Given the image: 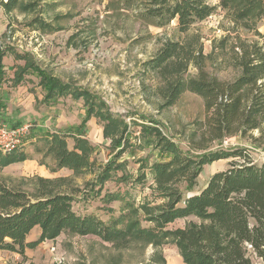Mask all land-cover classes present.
I'll use <instances>...</instances> for the list:
<instances>
[{
  "label": "trees",
  "instance_id": "trees-1",
  "mask_svg": "<svg viewBox=\"0 0 264 264\" xmlns=\"http://www.w3.org/2000/svg\"><path fill=\"white\" fill-rule=\"evenodd\" d=\"M21 1L0 0V5L9 11ZM215 1L150 0L143 14L158 26L175 20L176 30L184 34L178 40L165 41L145 63L159 79L157 92L163 105L173 104L183 92L190 91L202 98L205 113L204 120L197 124V140L193 142L192 138L190 143L191 148L200 151L196 155L180 149L152 120L138 124L146 142L157 150V158L147 169L149 185L159 202L144 200L137 206L125 202L118 216L104 222L91 213L77 214L72 208V196L59 190L55 182L59 180L38 177L32 194L0 180V251L16 253L24 260L26 249L66 232L95 235L116 248L125 247L132 239L152 244L169 239L183 264H251L252 255L264 264V163L256 164L245 147L205 148L226 137L251 136L254 131L258 133L251 136L254 144L264 140V45L258 28L264 17V0ZM217 10L223 12V33L212 40L210 51L205 53L201 34L190 30ZM37 23L40 29H50L42 20ZM5 53L0 47V77ZM15 56L24 60L14 72L15 83L31 73L38 79L43 102L70 96L85 106V114L75 128L78 133H69L74 142L71 149L66 142L67 132L52 131L43 132L45 149L36 151L51 157L56 168L87 171L93 165L92 148L81 129L94 116L103 123V137L120 148L95 173V183L103 184L112 171L124 165L117 158L131 145L128 124L112 116L107 104L96 95L62 82L26 55ZM223 69L233 70V78L219 79L215 72ZM21 148L0 152V167L27 160L29 156ZM218 160H226V168L214 171L194 192L203 165ZM146 164L140 163L135 183L147 180L145 172H141ZM122 177L128 179L127 175ZM115 197L119 198L116 195L112 199ZM139 213L152 225L150 228L140 226L136 217ZM188 217L195 220H186L182 227L167 228L175 220ZM35 227L39 228L38 237L26 241Z\"/></svg>",
  "mask_w": 264,
  "mask_h": 264
},
{
  "label": "rangeland",
  "instance_id": "rangeland-1",
  "mask_svg": "<svg viewBox=\"0 0 264 264\" xmlns=\"http://www.w3.org/2000/svg\"><path fill=\"white\" fill-rule=\"evenodd\" d=\"M149 7L150 0H23L9 11L0 5V46L6 51L7 65L15 53L26 54L62 82L96 95L107 104L112 116L128 124L127 136L131 144L117 158V162L124 163L123 167L112 171L103 184H96L98 168L114 157L120 148L116 142L111 143L109 138L103 137V123L92 116L81 129L92 148V167L81 172L56 168L51 157H43V152L36 151L45 149L41 136L43 132H67L66 142L71 149L74 142L69 133H78L75 128L85 114V106L81 100L66 96L48 107L37 100L42 94L37 78L28 76L29 90L37 102L29 107L22 122L30 124L25 142L32 146L27 148L29 153L26 154L28 159L34 160L0 167L1 181L32 194L38 177L59 180L55 181L59 190L69 192L73 198L72 208L77 214L91 213L104 222L118 216L125 202L135 206L144 200L159 202L149 185L151 180L147 169L157 158V150L146 142L138 124L152 120L180 149L196 155L200 151L191 148L190 143L192 138L193 142L197 140V124L204 120L205 113L202 98L190 91L183 92L173 104L163 105L157 92L159 79L145 63L165 41L178 40L184 34L176 30L175 20L162 26L146 20L143 14ZM38 19L49 24L50 29H40ZM221 20L223 12L217 10L190 30L201 34L205 53L210 51L212 40L223 33ZM258 28L263 33L261 42L264 45V17ZM189 71L194 72L191 68ZM215 74L219 79L230 80L235 72L223 69ZM257 135L256 131L251 133L253 137ZM249 136L226 137L205 148L208 151L245 147L256 164L264 163V140L256 145ZM35 137L36 140L32 141ZM143 161L147 164L141 172H145L147 180L138 184L134 178ZM34 162L44 167L45 173L36 171ZM226 166V160L203 165L193 191L202 188L210 174ZM124 175L128 179H123ZM116 195L119 198L112 199ZM136 217L141 227L152 226L140 213ZM189 219L195 220L193 217L177 219L167 228L182 227ZM38 233L39 228H33L29 238H37ZM25 252L26 259L22 260L18 254L0 251V264H183L169 239L157 244L132 239L125 247L116 248L95 235L76 236L64 232ZM251 264L263 263L252 255Z\"/></svg>",
  "mask_w": 264,
  "mask_h": 264
},
{
  "label": "crops",
  "instance_id": "crops-1",
  "mask_svg": "<svg viewBox=\"0 0 264 264\" xmlns=\"http://www.w3.org/2000/svg\"><path fill=\"white\" fill-rule=\"evenodd\" d=\"M15 54H17V53H15ZM15 54L13 57H11L10 63H8L9 66L5 62L7 54L5 53V55L3 56V58H2L3 74L0 77V121H3L4 123H6L9 126H14V125H17L19 123H23L22 121H24V119L26 118V114L28 113V111L30 109L29 107L34 106V104L37 102V100L42 102L43 104L47 105L48 107H50V106H53V104L59 98H61V97H59L55 101H50L49 103L43 102L42 101L43 92H42L41 88L39 87V85L37 84V86L41 90L42 94H41V98L37 97V100L36 99L34 100V96L32 95V92L29 90L30 85H28V82L26 80V77L34 76L31 73L24 75L23 79L20 82L15 83L14 79H13L14 72L16 71L18 66H22L24 64V60L21 58H16ZM23 55H26V54H23ZM43 69H45V68H43ZM34 77H36V76H34ZM23 82H26V83L24 84ZM37 82H38V79H37ZM77 125H79V124H77ZM50 132H52V131H50ZM31 140L35 141L36 137L31 139ZM28 143H29L28 141L25 142L23 147L21 148V150L24 151L25 153H27V152L29 153V150H27V148L29 146H32V145H27ZM30 160L33 161L34 158L33 159H27V161H30ZM34 169H36V171L42 170L43 173H45L44 172L45 168L44 167L41 168L40 166H38L37 162H34ZM29 234L26 236V241L33 240V238H29ZM1 252H8V251L2 250ZM10 253H13V252H10Z\"/></svg>",
  "mask_w": 264,
  "mask_h": 264
},
{
  "label": "built area",
  "instance_id": "built-area-1",
  "mask_svg": "<svg viewBox=\"0 0 264 264\" xmlns=\"http://www.w3.org/2000/svg\"><path fill=\"white\" fill-rule=\"evenodd\" d=\"M30 124L20 123L9 126L0 121V152L7 153L23 147L29 134Z\"/></svg>",
  "mask_w": 264,
  "mask_h": 264
}]
</instances>
